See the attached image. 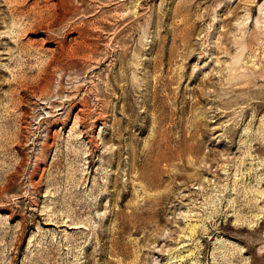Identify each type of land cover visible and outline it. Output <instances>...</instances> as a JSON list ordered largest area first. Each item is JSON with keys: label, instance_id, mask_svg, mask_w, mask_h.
Masks as SVG:
<instances>
[{"label": "rangeland", "instance_id": "obj_1", "mask_svg": "<svg viewBox=\"0 0 264 264\" xmlns=\"http://www.w3.org/2000/svg\"><path fill=\"white\" fill-rule=\"evenodd\" d=\"M0 264H264V0H0Z\"/></svg>", "mask_w": 264, "mask_h": 264}]
</instances>
